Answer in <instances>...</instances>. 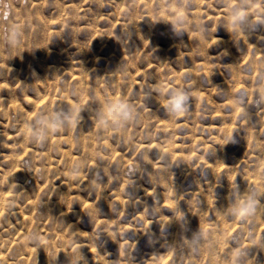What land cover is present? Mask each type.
<instances>
[{
    "label": "rangeland",
    "instance_id": "obj_1",
    "mask_svg": "<svg viewBox=\"0 0 264 264\" xmlns=\"http://www.w3.org/2000/svg\"><path fill=\"white\" fill-rule=\"evenodd\" d=\"M0 152L7 264H264V0H0Z\"/></svg>",
    "mask_w": 264,
    "mask_h": 264
},
{
    "label": "bare ground",
    "instance_id": "obj_2",
    "mask_svg": "<svg viewBox=\"0 0 264 264\" xmlns=\"http://www.w3.org/2000/svg\"><path fill=\"white\" fill-rule=\"evenodd\" d=\"M125 2H126V1H125ZM133 2H134V1H133ZM133 2H131V3H133ZM146 2H147V1H145V3H146ZM134 4H135V3H134ZM140 4H141V3H140ZM146 4H147V3H146ZM130 5H131V4H130ZM142 6H143V5H142ZM124 7H125V6H124ZM126 7H127V6H126ZM160 7H161V6H160ZM135 8H136V7H135ZM135 8H134V9H135ZM161 8H162V7H161ZM161 8H160V9H161ZM145 9H146V6H145ZM132 11L134 12V10H132ZM147 11H148V10H147ZM149 11H150V10H149ZM158 12H160V11H158ZM158 12H157V13H158ZM164 12H165V11H164ZM173 12H175V11H173ZM173 12H172V14H174ZM179 12H180V10H179ZM131 13H132V12H131ZM136 13H137V12H136ZM141 13H142V11H141ZM141 13H140V14H141ZM146 13H147V12H146ZM154 13H155V12H154ZM133 14H134V13H133ZM137 14H138V13H137ZM130 15H131V14H130ZM143 15H145V13H144ZM146 15H147V14H146ZM148 15H149V14H148ZM165 15H167V12H166ZM132 16H134V15H132ZM136 16H137V15L135 14L134 19H135ZM140 16H141V15H140ZM155 16H156V15H155ZM155 16H154V17H155ZM144 17H145V16H144ZM144 17H143V18H144ZM181 17H182V16H181ZM147 18H148V17H147ZM151 18H152V16H151ZM155 18L157 19V17H155ZM182 18H183V17H182ZM139 19L142 20V18H140V17H139ZM145 19H146V18H145ZM171 19H172V18H171ZM147 20H148V19H147ZM123 21H124V20H123ZM128 21H130V20H128ZM132 21H133V20H132ZM136 21H137V20H136ZM138 21H140V20H138ZM143 21H144V20H143ZM154 21H155V19H154ZM161 21H162V20H161ZM173 21H174V20H173ZM120 22H121V21H120ZM125 22H126V21H125ZM155 22L158 23V20L155 21ZM169 22H170V20H169ZM171 22H172V21H171ZM174 22H175V21H174ZM144 23H145V22H144ZM119 24H120V23H119ZM127 24H128V23H127ZM135 24H136V23H135ZM150 24H152V21L150 22ZM150 24H149V25H150ZM164 24H165V21H164ZM123 25H124V24H123ZM128 25H129V24H128ZM132 26H133V22H132ZM147 26H148V25H147ZM152 26H154V25L152 24ZM164 26H165V25H164ZM164 26H163V27H164ZM120 27H121V25H120ZM129 27H130V25H129ZM122 28H123V27H122ZM133 28L135 29L134 26L132 27V29H133ZM136 28H137V27H136ZM123 29H124V32H123V33H125L126 26H125ZM130 29H131V28H130ZM132 29H131V30H132ZM161 29H162V27H161ZM127 30H128V29H127ZM136 30H137V32H138V29H136ZM165 30H166V29L164 28V31H165ZM162 31H163V30H162ZM128 32H129V31H128ZM128 32H127V33H128ZM134 33H136V32L134 31ZM132 35H133V32H132ZM216 38H217V37H215V40H216ZM218 39H221V38L218 37ZM119 40H120V38H119ZM117 41H118V40H117ZM216 41H217V40H216ZM214 42H215V41H214ZM219 42L221 43L222 41H219ZM122 44H123V42H122ZM123 45H124V44H123ZM236 70H237V69H236ZM235 77H236V76H235ZM156 80H157V79H156ZM160 82H161V81H160ZM222 84H223V83H222ZM156 85H157V84H156ZM220 85H221V84H220ZM150 86H151V85H150ZM158 86H159V85H158ZM158 86H156V87H158ZM162 86H163V85H162ZM223 86H224V85H223ZM225 87H227V86H225ZM28 99H29V98H28ZM160 124H162V123H160ZM164 125H166V124L163 122V126H160V128L162 129V128L164 127ZM210 126H211V125H210ZM214 126H215V125H214ZM166 127H168V126H166ZM208 127H209V126H208ZM208 127H207V129H208ZM217 127H219V126H217ZM213 128H214V127H213ZM220 128H222V126H221ZM165 129H167V128H165ZM210 129H211V128H210ZM227 129H228V128H227ZM227 129H226V130H227ZM211 130H212V129H211ZM226 130H225V131H226ZM209 131H210V130H209ZM213 131H214V129H213ZM217 131L219 132V130H217ZM210 132H211V131H210ZM218 132H216V133H218ZM222 133H223V131H222ZM222 135H223V134H222ZM217 137H218V136H216V138H217ZM25 140H26V139H25ZM25 140H22V142L24 143ZM53 140H54V139H53ZM55 140H56V138H55ZM57 141H58V139H57ZM59 141H60V140H59ZM23 143H22V144H23ZM57 143H58V142H57ZM20 144H21V143H20ZM22 144H21V147H22V148H21L20 150H23V145L26 146L25 144H23V145H22ZM26 147L28 148V146H26ZM26 147H25V148H26ZM25 148H24V149H25ZM88 149H89V148H88ZM30 150H31V149H30ZM30 150H29V151H30ZM29 151H28V152H29ZM33 151L36 153L35 150H33ZM25 152H26V151H25ZM218 152H219V151H218ZM23 153H24V152H23ZM30 153H32V150H31ZM30 153H28V154L30 155ZM0 154H1V152H0ZM24 154H25V153H24ZM1 155H2V154H1ZM3 155H4V154H3ZM33 155H34V154H33ZM214 155H216V154H214ZM10 156H11V155H10ZM25 156H27V153H26ZM37 156H38V155H37ZM5 157H6V156H5ZM27 157L30 158L31 155H30V156H27ZM34 157H35V156H32V158H34ZM8 158H9V157H8ZM25 158H26V157H25ZM216 158H217V157H216ZM10 159H11V158H10ZM6 160H7V159H6ZM13 160H14V159H13ZM22 161H23V160H22ZM9 162H10V161H9ZM10 164H12V162H10ZM14 165H16V164L14 163ZM209 165H210V164H209ZM12 166H13V165H12ZM16 166H17V165H16ZM13 168H14V167H13ZM15 169H16V168H15ZM11 170H12V168H11ZM51 170H52V169H51ZM7 172H8V171H7ZM7 172H6V173H7ZM10 172H11V171H10ZM4 173H5V171H4ZM13 174H14V172H13ZM17 174H18V172H17ZM2 175H3V174H2ZM5 175H7V174H5ZM9 175H10V174H9ZM4 177H5V176H4ZM8 177H9V176L7 175V178H8ZM5 179H6V177H5ZM8 179L12 180V178H8ZM25 179H27V178H25ZM25 179H24V181H25ZM29 179H30V178H29ZM10 180H9V181H10ZM252 180H254V179H252ZM9 181H7V184L9 183ZM15 182H16V181H15ZM28 182H29V180H28ZM31 182H32V181H31ZM4 183H5V182H4ZM64 183H65V182H64ZM64 183H63V184H64ZM253 183H254V182H253ZM1 184H2V183H1ZM10 184H11V182H10ZM12 184H15V183H12ZM16 184H17V183H16ZM25 184H26V182H25ZM29 184H30V182H29ZM65 184L67 185L68 183H65ZM65 184H64V185H65ZM18 185H19V184H18ZM9 186H10V185H9ZM16 186H17V185H16ZM69 186H70V188H68V189H71V184H69ZM69 186H68V187H69ZM12 187H13V186H12ZM1 188H2V187H1ZM18 188H19V186H18ZM4 189H5V188H4ZM2 190H3V189H2ZM15 190H16V189H15ZM18 190H19V189H18ZM0 191H1V189H0ZM5 191H6V190H5ZM5 191H4L3 193L6 194L7 191H6V192H5ZM1 193H2V192H1ZM3 193H2V194H3ZM7 193H8V192H7ZM10 193H11V192H10ZM12 193L14 194L13 191H12ZM12 193H11V195H12ZM75 193H76V192H75ZM2 194H1V195H2ZM72 194H73V192H72ZM72 194L70 193V196H72ZM197 194H200V192H199V193L197 192ZM9 195H10V194H9ZM9 195H8V196H9ZM76 195L78 196V193H77V194H74V196H76ZM8 196H7V197H8ZM10 197H11V196H10ZM69 198H71V197H69ZM74 198H75V197H74ZM76 198H77V197H76ZM78 198H79V197H78ZM1 199H3V198L1 197L0 200H1ZM6 200H7V199H6ZM8 200H9V199H8ZM8 200H7V201H8ZM69 200H70V199H69ZM4 201H5V200H4ZM73 201H74V199H73ZM75 201H76V200H75ZM1 202H2V201H1ZM5 202H6V201H5ZM0 204H1V203H0ZM4 204H5V203H4ZM1 205H2V204H1ZM1 205H0V206H1ZM43 205H44V203H43ZM43 205H42V206H43ZM44 207H45V206H44ZM44 207H43V208H44ZM1 209H3L2 206H1ZM11 210H12V209H11ZM41 210H43V209H41ZM13 212H14V210H13ZM13 212L11 211V213H13ZM14 213H15V215L18 216L19 218L21 217V218H23V219H27L26 222H29V221H28V218H29V217H28V218H25L24 214H21L20 212H18V210H17V212H16V209H15V212H14ZM15 215L13 214V216H15ZM4 217H5V216H4ZM6 217H7V216H6ZM5 219H7V218H5ZM7 220H8V219H7ZM7 220H6V221H7ZM17 220H18V218H17ZM17 220H16V223H18ZM6 221H5V222H6ZM20 221H21V220H20ZM24 221H25V220H24ZM151 223H152V222H151ZM151 223H150V224H151ZM10 224H11V222L9 223V225H10ZM147 224H149V223H147ZM22 225H23V222H22L21 226H22ZM24 225H26V224H24ZM24 225H23V227H24ZM11 226H12V224H11ZM5 227L7 228L8 226H5ZM15 227H16V225H15ZM15 227H14V228H15ZM19 227H20V226H19ZM261 227L263 228V226H261ZM3 228H4V227H3ZM6 228H5V229H6ZM10 228H13V226L10 227ZM25 228H26V227H25ZM1 229H2V228H1ZM15 229H17V228H15ZM21 229H22V228H21ZM7 230H8V229H7ZM26 230H27V229H26ZM263 230H264V228H263ZM11 231H12V230H11ZM16 231H17V230H16ZM222 231H223V230H222ZM5 232H9V231H6V230H5ZM10 233H12V232H10ZM29 233H30V232H29ZM5 234H6V233H5ZM8 235H11V234L8 233ZM14 235H15V233L13 234V237H14ZM1 236H2V235H1ZM6 237H7V236H6ZM6 237L4 236V238H6ZM26 237H27L26 232H24L23 230H21V231H17L16 239H17L19 242H21V244H22L25 248L27 247V249H28V248H29L28 246L31 245V242L28 243V240L26 239ZM0 238H2V237H0ZM30 238H33V237L30 236ZM7 239H8V238H6V240H7ZM24 239L27 240V243L29 244L28 246H26V244L23 243V242H25ZM0 240L3 241V239H0ZM17 240H12V241L10 240V241H11V242H13V241L16 242ZM7 241H8V240H7ZM18 241H17V243H18ZM82 243L84 244V243H86V242H82ZM90 243H91V242L89 241V244H90ZM9 244H10V243H6V241H5V242L3 243V246H4V245L7 246V245H9ZM45 244H47V243L45 242ZM45 244H44V245H45ZM86 244H87V243H86ZM1 245H2V243H1ZM14 245H15V244H14ZM17 245L19 246V244H17ZM17 245H15V246H17ZM41 245H42V244H41ZM44 245H43V246H44ZM92 245H93V244H92ZM92 245H91V246H92ZM3 246H1V248H2ZM34 246H35V244H34ZM34 246H33V247H34ZM46 246H47V245H46ZM93 246H94V245H93ZM4 247H5V246H4ZM19 248H20V247H18V251H19ZM73 248H74V247H73ZM76 248H78V247H76ZM89 248H90V247H89ZM91 248H94V247H91ZM91 248H90V249H91ZM2 249H4V248H2ZM12 249H14V248H12ZM20 249H21V248H20ZM36 249H37V248H36ZM94 249H95V248H94ZM0 250H1V249H0ZM5 250H6V253H7V250H8V249H5ZM25 250H26V249H25ZM62 251H63V250H62ZM1 253H3V251H2ZM1 253H0V264H7L9 261L6 259V256H5L6 254L4 255V256H5V257H4V256H1ZM12 253H13V252H12ZM17 253L19 254V252H16V250H15V253H13L12 255L17 254ZM27 253H28V255L31 256V258H33V259H34V257L37 256L36 253H33V250H31V249H29V250L27 251ZM63 253H64V252H63ZM96 253H97V252H96ZM22 254H23V253H22ZM32 254H33V257H32ZM7 255H8V254H7ZM9 255H10V252H9ZM20 255H21V254H20ZM24 255H25V254H24ZM43 255H44V254H43ZM96 255H97V254H95V256H96ZM25 256H26V255H25ZM9 257H10V256H9ZM19 257H20V256H19ZM40 257H43V258H44V256H41V255H40ZM40 257H39V259H41V262H42L43 259L40 258ZM45 257H46V256H45ZM92 257H93V261H94L98 256L95 257V259H94V256H92ZM7 258H8V256H7ZM21 258H24V257H20L19 259H21ZM31 258H30V259H31ZM46 258H47V257H46ZM46 258H44V259H46ZM19 259H18V261H19ZM33 259H32V260H33ZM35 259H36V258H35ZM98 259H99V258H98ZM160 259H161V258H160ZM10 260H11V259H10ZM16 260H17V258H15V259L12 260V261H16ZM22 260H23V259L20 260V261H21V264H22ZM151 260H152V259H151ZM153 260H154V259H153ZM156 260H157V259H156ZM7 261H8V262H7ZM12 261H10V262H12ZM20 261H19V264H20ZM51 261H52V260H51ZM97 261H98V260H97ZM107 261H109V260H107ZM158 261H159V260H158ZM30 262H31V261H30ZM32 262H34V261H32ZM44 262H48V261H44ZM110 262H111V260H110ZM154 262H155V261H154ZM53 263H54V262H53ZM96 263H97V262H96ZM98 263H99V262H98ZM100 263H101V262H100ZM111 263H112V262H111ZM111 263H110V264H111ZM113 263H114V261H113ZM113 263H112V264H113ZM10 264H13V263H10ZM15 264H16V263H15ZM28 264H31V263H28ZM34 264H35V263H34ZM36 264H37V263H36ZM41 264H42V263H41ZM44 264H45V263H44ZM47 264H48V263H47ZM49 264H50V263H49ZM105 264H106V262H105ZM153 264H154V263H153Z\"/></svg>",
    "mask_w": 264,
    "mask_h": 264
},
{
    "label": "clouds",
    "instance_id": "obj_3",
    "mask_svg": "<svg viewBox=\"0 0 264 264\" xmlns=\"http://www.w3.org/2000/svg\"><path fill=\"white\" fill-rule=\"evenodd\" d=\"M184 97L181 95H176L172 101L171 104L176 108L177 111L181 110V105L183 103ZM107 118H110L112 121H115L119 123L123 119H126L128 116V110L126 105L116 104L114 106H111L108 108V110L105 113ZM27 131V129H26ZM246 211L245 209L241 210Z\"/></svg>",
    "mask_w": 264,
    "mask_h": 264
}]
</instances>
